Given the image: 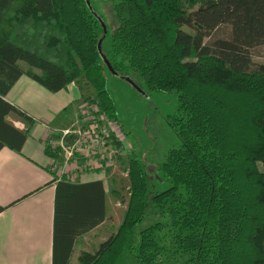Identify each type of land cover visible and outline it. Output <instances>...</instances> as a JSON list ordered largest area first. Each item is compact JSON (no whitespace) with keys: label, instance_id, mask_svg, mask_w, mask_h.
I'll list each match as a JSON object with an SVG mask.
<instances>
[{"label":"trees","instance_id":"trees-1","mask_svg":"<svg viewBox=\"0 0 264 264\" xmlns=\"http://www.w3.org/2000/svg\"><path fill=\"white\" fill-rule=\"evenodd\" d=\"M113 11L105 49L87 0H0V149L20 151L28 135L9 115L32 122L4 98L22 74L52 92L83 75L113 123L106 69L175 92L167 121L178 144L155 166L154 182L130 156L123 219L77 264H118L124 255L132 264H264V64L249 54L264 44V0H116ZM222 24L229 38L205 40ZM105 219L102 180L57 182L53 264H69L75 240Z\"/></svg>","mask_w":264,"mask_h":264},{"label":"crops","instance_id":"crops-1","mask_svg":"<svg viewBox=\"0 0 264 264\" xmlns=\"http://www.w3.org/2000/svg\"><path fill=\"white\" fill-rule=\"evenodd\" d=\"M25 66L26 69L27 64ZM68 87L50 92L28 75L22 74L4 97L29 116L32 122L28 123L15 114L7 117L16 128L27 130L28 135L20 151L7 146L0 149V204L5 206L0 212V264H53L54 199L59 181L81 183L102 180L105 188L106 219L75 240L69 264H72L76 244H79V255L85 252V246H89L87 236L102 229L110 217L106 210L108 184L104 172L84 173L74 179H58L51 169L52 159L44 142L48 128L71 125L77 118L75 113L72 118H60L66 107L73 103L71 99L79 97L75 92H67ZM63 90H67L66 93ZM58 101L59 110H52ZM62 109L65 111L60 112ZM67 121L69 123L66 124Z\"/></svg>","mask_w":264,"mask_h":264},{"label":"rangeland","instance_id":"rangeland-1","mask_svg":"<svg viewBox=\"0 0 264 264\" xmlns=\"http://www.w3.org/2000/svg\"><path fill=\"white\" fill-rule=\"evenodd\" d=\"M115 2L116 0H87L90 9L103 26L101 48L103 46L107 49V39L117 25L113 11ZM197 6L198 4L189 8L185 4L183 7L186 11H190L196 9ZM184 29L190 31L186 27ZM229 36L230 25L222 24L212 32L209 39L205 40L227 39ZM249 54L254 64H264V44L249 49ZM21 63L25 69V63ZM140 83V80L135 76L129 75L123 79L121 75L120 77L113 75L106 69V87L116 107L117 122L114 121V124L118 129L122 128L127 140L122 145L121 155L114 158L112 167L102 171L96 170L104 172V179L108 184L106 210L110 217L102 229L95 230L93 234L87 236L88 241H86L89 246H85V252L91 254L97 250L102 242L114 234L123 219L129 196L128 174L131 158L138 159L145 166V170L150 173L148 174L150 180L154 182L155 166L162 160L167 149L179 142L177 135L167 121V116L172 114L176 108V93L154 92L146 89L145 85ZM67 90L69 93L75 92L79 97L71 99L73 103L66 107V111L60 110V112H66L60 118H72L75 113L74 116L77 118L74 122L72 121L73 125L80 114L81 103L92 102L91 98L96 94L83 75H80L77 81L70 83ZM66 91L63 90L62 92L66 93ZM59 102H56L55 106L52 105L54 107L51 109L59 110ZM65 123L67 124L69 121ZM67 126H70V123L64 127ZM259 167L264 170V164L259 163ZM78 245L76 244L74 248V255L71 258L72 264H77ZM118 264H132V260L128 255H124Z\"/></svg>","mask_w":264,"mask_h":264},{"label":"built area","instance_id":"built-area-1","mask_svg":"<svg viewBox=\"0 0 264 264\" xmlns=\"http://www.w3.org/2000/svg\"><path fill=\"white\" fill-rule=\"evenodd\" d=\"M125 140L121 130L92 101L81 103L80 114L73 125L49 127L44 142L55 176L74 179L112 167L114 158L122 153Z\"/></svg>","mask_w":264,"mask_h":264},{"label":"water","instance_id":"water-1","mask_svg":"<svg viewBox=\"0 0 264 264\" xmlns=\"http://www.w3.org/2000/svg\"><path fill=\"white\" fill-rule=\"evenodd\" d=\"M101 41V40H100ZM105 60V63L107 64V66L109 67V65H108V63H107V61H106V59H104ZM110 68V67H109ZM110 70V69H109Z\"/></svg>","mask_w":264,"mask_h":264}]
</instances>
